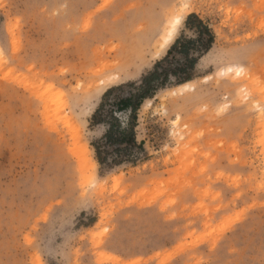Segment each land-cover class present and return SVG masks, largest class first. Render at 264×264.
<instances>
[{
    "label": "rangeland",
    "instance_id": "obj_1",
    "mask_svg": "<svg viewBox=\"0 0 264 264\" xmlns=\"http://www.w3.org/2000/svg\"><path fill=\"white\" fill-rule=\"evenodd\" d=\"M191 14L215 35L193 89L143 104L147 160L101 167L102 96ZM0 264H264V0H0Z\"/></svg>",
    "mask_w": 264,
    "mask_h": 264
},
{
    "label": "trees",
    "instance_id": "obj_2",
    "mask_svg": "<svg viewBox=\"0 0 264 264\" xmlns=\"http://www.w3.org/2000/svg\"><path fill=\"white\" fill-rule=\"evenodd\" d=\"M186 28L195 31L196 38H178L166 57L139 81L113 86L102 96L91 119L93 126L102 125L105 128L102 138L91 144L101 167L115 168L125 163L134 167L147 160L145 143L138 141L136 131L143 104L172 84V78L177 85L193 80L192 70L215 42L210 26L196 14L188 16ZM174 53L182 55L183 59L178 60ZM191 53L196 57H191Z\"/></svg>",
    "mask_w": 264,
    "mask_h": 264
},
{
    "label": "bare ground",
    "instance_id": "obj_3",
    "mask_svg": "<svg viewBox=\"0 0 264 264\" xmlns=\"http://www.w3.org/2000/svg\"><path fill=\"white\" fill-rule=\"evenodd\" d=\"M183 17L184 16H182L181 14H177L176 16H173L169 20L167 28L164 29L165 32L162 35V39H161V41H159L160 43L157 42V43H159L158 51H160L169 42H171V40L173 39V37L176 33L177 26L181 23ZM178 88H179L178 90H183V89H187V88L193 89V86L191 85V83H185L183 85H180V87H178ZM173 92H176V91H173ZM78 142H80V141H78ZM75 144H78V143L75 142ZM76 146H77V148L74 149L73 153L75 154V156L78 160L79 168L81 169L82 172H84L86 169H88V166L92 167L94 165H92L93 164V163H91L92 161L88 158L89 151H88L87 146L83 145V144L76 145Z\"/></svg>",
    "mask_w": 264,
    "mask_h": 264
}]
</instances>
